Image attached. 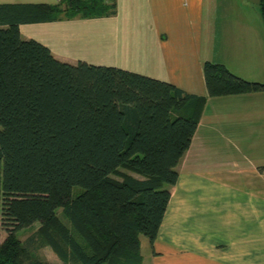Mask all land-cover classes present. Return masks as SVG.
I'll return each mask as SVG.
<instances>
[{
    "label": "trees",
    "instance_id": "trees-1",
    "mask_svg": "<svg viewBox=\"0 0 264 264\" xmlns=\"http://www.w3.org/2000/svg\"><path fill=\"white\" fill-rule=\"evenodd\" d=\"M116 14V0L0 6V197L12 226L0 264H52L17 236L35 223L61 264H142L141 236L157 239L198 128V115L182 112L192 97L120 68L63 62L19 29ZM204 71L211 96L264 90L222 65Z\"/></svg>",
    "mask_w": 264,
    "mask_h": 264
},
{
    "label": "crops",
    "instance_id": "crops-1",
    "mask_svg": "<svg viewBox=\"0 0 264 264\" xmlns=\"http://www.w3.org/2000/svg\"><path fill=\"white\" fill-rule=\"evenodd\" d=\"M60 1L0 0V6ZM116 4L112 17L19 29L63 62L120 68L192 97L182 112L197 114L198 128L177 167L155 243L141 236L142 264H264V90L211 96L204 71L209 62L264 84L262 0Z\"/></svg>",
    "mask_w": 264,
    "mask_h": 264
},
{
    "label": "rangeland",
    "instance_id": "rangeland-1",
    "mask_svg": "<svg viewBox=\"0 0 264 264\" xmlns=\"http://www.w3.org/2000/svg\"><path fill=\"white\" fill-rule=\"evenodd\" d=\"M209 152H212L210 150ZM240 157H238L239 159ZM241 165H243L242 161H239ZM122 173L132 175L136 178L142 179L139 175L129 171V170H121ZM116 180H121L118 177H114ZM2 200L3 197H0V242H3L7 235L9 229H11L12 226L9 225L8 220H6V217L3 215L2 211ZM62 222L66 224V226L69 225L68 220L63 216L62 211L60 210L58 212ZM41 228L39 223H35L33 226L23 229L17 233L18 238L20 241L29 248L30 252L32 253L33 256L36 258H39L41 260H44L49 263H57L61 264L62 261L59 259V257L55 254V252L52 250V248L45 244L43 242V239L39 233V229ZM142 238H146L145 236H142Z\"/></svg>",
    "mask_w": 264,
    "mask_h": 264
}]
</instances>
